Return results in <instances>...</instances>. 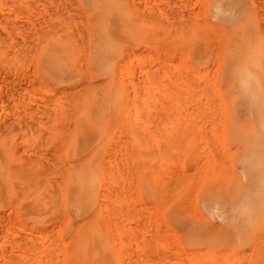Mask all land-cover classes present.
I'll return each mask as SVG.
<instances>
[{
	"label": "rangeland",
	"instance_id": "rangeland-1",
	"mask_svg": "<svg viewBox=\"0 0 264 264\" xmlns=\"http://www.w3.org/2000/svg\"><path fill=\"white\" fill-rule=\"evenodd\" d=\"M263 32L264 0H0V96L16 104L0 122V264H264V110L230 69L257 43L264 52ZM107 49L115 64L101 73ZM90 106L100 122L65 131ZM77 171L94 179L84 215L68 193Z\"/></svg>",
	"mask_w": 264,
	"mask_h": 264
},
{
	"label": "bare ground",
	"instance_id": "bare-ground-1",
	"mask_svg": "<svg viewBox=\"0 0 264 264\" xmlns=\"http://www.w3.org/2000/svg\"><path fill=\"white\" fill-rule=\"evenodd\" d=\"M232 2V1H231ZM124 3V2H123ZM208 4V3H207ZM100 5V4H99ZM44 6H47V5H44ZM98 6V5H97ZM43 8H45V7H43ZM109 10V9H108ZM263 10V9H262ZM213 11V10H212ZM212 11H211V13H212ZM228 11V10H227ZM64 12V11H63ZM133 13V12H132ZM222 13V12H221ZM12 14V13H11ZM14 14V13H13ZM135 14V13H134ZM263 14V13H262ZM100 15H101V13H100ZM117 15V14H116ZM214 15V14H213ZM221 15V14H220ZM38 16V15H37ZM67 16V15H66ZM147 16V15H146ZM149 16V15H148ZM167 16V15H166ZM170 16V15H169ZM39 17V16H38ZM112 17H119V16H114V15H110V14H106L105 12L104 13H102V15H101V18H102V21L104 20H107V19H111ZM150 17V16H149ZM152 17V16H151ZM171 17V16H170ZM224 17V16H223ZM222 17V18H223ZM153 18V17H152ZM60 19V18H59ZM62 19V18H61ZM140 19V18H139ZM170 19V18H169ZM173 20H174V18H173ZM179 20V19H178ZM57 21H59L58 19H57ZM56 20L54 21L55 23L57 22ZM150 21V20H149ZM148 21V22H149ZM155 21V20H154ZM160 21H162V19L160 20ZM180 21V20H179ZM205 21V20H204ZM203 21V22H204ZM41 22H43V21H41ZM100 22V21H99ZM191 22V21H190ZM225 22V21H224ZM263 22V21H262ZM198 23V22H197ZM57 24V23H56ZM165 24H167L166 22H165ZM174 24H175V22H174ZM37 25V24H36ZM181 25V24H180ZM202 24H200V26H201ZM253 25V24H252ZM167 26V25H166ZM182 26V25H181ZM209 26V25H208ZM49 27V26H48ZM68 27V26H67ZM175 27V26H174ZM173 27V28H174ZM183 27H187V26H183ZM204 27H206V26H204ZM188 28H189V26H188ZM187 28V29H188ZM199 28V27H198ZM209 28V27H208ZM252 28V27H251ZM175 29V28H174ZM174 29L172 30L173 32H175V31H177V30H175L174 31ZM202 29H203V26H202ZM178 30H179V28H178ZM190 30V29H189ZM215 30V29H214ZM251 30H253V29H251ZM57 31V30H56ZM182 31V30H181ZM192 31V30H191ZM191 31H190V33H191ZM254 31V30H253ZM183 32H184V30H183ZM183 32H182V34H183ZM187 32V30L185 31V33ZM208 32V31H207ZM250 32H252V31H250ZM170 33H171V31H170ZM264 33V32H263ZM172 34V33H171ZM187 35H188V32L186 33ZM192 34V33H191ZM209 34V33H208ZM179 35H181V34H179ZM186 35V36H187ZM193 35V34H192ZM185 36V35H184ZM217 36V35H216ZM231 36V35H230ZM203 37H204V35H203ZM235 37V36H234ZM237 37H239V36H237ZM187 38V37H186ZM208 38H209V36H208ZM224 38V37H223ZM193 39V38H192ZM207 39V38H206ZM209 39H211V38H209ZM215 39V38H214ZM218 39V38H217ZM226 39V38H225ZM252 39V38H251ZM257 39H259V38H257ZM61 40V39H60ZM213 40V39H212ZM243 40V39H242ZM183 41H184V38H183ZM191 41V40H190ZM208 41V40H207ZM215 41V40H214ZM213 41V42H214ZM225 41V40H224ZM252 41V40H251ZM132 42V41H131ZM195 42V41H194ZM199 42V41H198ZM240 42V41H239ZM177 43V42H176ZM218 43V42H217ZM216 43V44H217ZM241 43V42H240ZM239 43V44H240ZM252 43V42H251ZM151 45V44H150ZM149 45V46H150ZM205 45H207V44H205ZM225 46V45H224ZM173 47V46H172ZM4 48V47H3ZM243 48V47H242ZM56 49V48H55ZM81 49H83V47H81ZM208 49V48H207ZM220 49H221V47H220ZM233 49V48H232ZM245 49H246V47H245ZM6 50V49H5ZM222 50V49H221ZM244 50V49H243ZM247 50H252V49H250L249 47H248V49H246V51ZM0 51H2L1 49H0ZM22 51V50H21ZM245 51V50H244ZM243 51V52H244ZM5 51L3 50V54H6V53H4ZM7 52V51H6ZM201 52H202V50H201ZM215 52V51H214ZM228 52V51H227ZM179 53V52H178ZM183 53V52H182ZM228 53H230V51L228 52ZM18 54V53H17ZM115 54V53H114ZM114 54H113V51L111 50V49H107V50H105V51H102V52H99V56H98V59L96 60V63H97V67L96 68H98V70L101 72V73H106V72H108V71H110V70H113V68H114V64H115V57H114ZM201 54V53H200ZM217 54V53H216ZM223 54V53H222ZM233 54V53H232ZM240 54V53H239ZM13 56L15 55V54H12ZM11 55V56H12ZM95 55V54H94ZM185 55V54H184ZM183 54H182V56H184ZM218 55V54H217ZM230 55V54H229ZM242 55V54H241ZM12 56V57H13ZM231 56V55H230ZM2 57V56H1ZM6 57V56H5ZM8 57H10V56H8ZM7 57V58H8ZM237 57V56H236ZM239 57V56H238ZM14 58V57H13ZM240 58H242V59H240ZM132 59V58H131ZM235 59V58H234ZM10 60V59H9ZM229 60V59H228ZM0 61H2V60H0ZM5 61V60H4ZM17 61V60H16ZM67 61V60H66ZM139 61V60H138ZM180 61V60H179ZM183 61V60H182ZM216 61V60H215ZM224 61V60H223ZM232 61V60H231ZM230 61V62H231ZM165 62V61H164ZM218 61H216V63H217ZM1 64L3 65V62H1ZM6 64H8V63H6ZM82 64V63H81ZM132 64V63H131ZM223 64V63H222ZM226 64H229V63H226ZM232 66H230V69H232L231 71H232V77H231V85L232 86H236L238 89H239V91L241 92V93H245V92H247V91H251L252 92V94H251V98H252V104H251V107L253 108H255V109H258V110H264V52H263V48H262V45L260 44V43H257V46H256V48H253V52L252 51H250L249 52V54H245L244 53V55H243V57H239V59H235V60H233V62H232ZM2 65L0 66V67H2ZM10 65V64H9ZM122 65V64H121ZM213 66V65H212ZM119 67V66H118ZM135 67V66H134ZM167 67V66H166ZM165 67V68H166ZM228 67V66H227ZM122 68V67H121ZM217 68V67H216ZM7 69V68H6ZM15 69V68H14ZM123 69V68H122ZM141 69V68H140ZM2 70V69H1ZM0 70V71H1ZM148 70V69H147ZM162 70V69H161ZM186 70V69H185ZM3 71V70H2ZM10 71H11V69H10ZM83 71V70H82ZM157 71H158V69H157ZM170 71V70H169ZM189 71V70H188ZM207 71V70H206ZM21 72V71H20ZM22 72H24V71H22ZM112 72V71H111ZM118 72H120L121 73V69L118 71ZM144 72V71H143ZM156 72V71H155ZM58 73V72H57ZM63 73H64V70H63ZM117 73V72H116ZM199 73V72H198ZM208 73V72H207ZM112 74V73H111ZM110 74V75H111ZM147 74V73H146ZM186 74V73H185ZM215 74V73H214ZM1 75H3V73L1 74ZM65 76L67 75V73H65L64 74ZM207 75V74H206ZM4 76V75H3ZM20 76V75H19ZM57 76V75H56ZM64 76V77H65ZM202 76H204L203 74H202ZM24 77V76H23ZM61 77V76H60ZM63 77V78H64ZM111 77V76H110ZM164 77H165V75H164ZM194 77V76H193ZM159 78V77H158ZM179 78V77H178ZM66 79H68L67 78V76H66ZM71 79V78H70ZM188 79V78H187ZM190 79H192L191 77H190ZM209 79H211V78H209ZM5 80V79H4ZM112 80V79H111ZM141 80V79H140ZM208 80V79H207ZM24 81V80H23ZM34 81V80H33ZM132 81V80H131ZM143 81V80H142ZM1 82H2V80H1ZM122 82V81H121ZM154 82V81H153ZM6 83V82H5ZM25 83V82H24ZM33 83V82H32ZM110 83H111V81H110ZM159 83V82H158ZM172 83H174V81L172 82ZM4 84V83H3ZM7 84V83H6ZM5 84V85H6ZM22 84V83H21ZM29 84V83H28ZM87 84V83H86ZM121 84V83H120ZM85 85V84H84ZM164 85V84H163ZM4 86V85H3ZM9 86V85H8ZM32 86V85H31ZM86 86V85H85ZM90 86V85H89ZM89 86H87V87H89ZM135 86V85H134ZM144 86V85H143ZM165 86V85H164ZM206 86V85H205ZM2 87V86H1ZM7 87V86H6ZM41 87V86H40ZM81 87H84V86H80V88ZM129 87V86H128ZM141 87V86H140ZM151 87V86H150ZM159 87V86H158ZM86 88V87H85ZM110 88V87H109ZM131 88V87H130ZM136 88H137V86H136ZM148 88H149V86H148ZM162 88V87H161ZM2 89H3V91L2 90H0V91H2V92H4V95H1V96H3V97H5L6 95H8L7 94V90H6V92H5V89L2 87ZM8 89H9V87H8ZM42 89V88H41ZM74 89V88H73ZM82 89V88H81ZM80 89V90H81ZM147 89V88H146ZM153 89V88H152ZM229 89V88H228ZM19 90V89H18ZM78 90H79V88H78ZM79 90V91H80ZM88 90H89V88H88ZM109 90H112V89H109ZM12 91H13V89H12ZM16 91V90H15ZM28 91V90H27ZM116 91V90H115ZM127 91V90H126ZM153 91V90H152ZM216 91V90H215ZM228 91V90H227ZM1 92V93H2ZM9 92V91H8ZM39 92V91H38ZM75 92V90L73 91L72 89H61V90H58L57 92H55L56 93V96L57 97H59V98H63V97H67L68 98V96H71V95H73V93ZM77 92V91H76ZM151 92V91H150ZM174 92V91H173ZM173 92H171L172 94H173ZM203 92V91H202ZM231 92H232V90H231ZM12 93V92H11ZM10 93V94H11ZM17 93V92H16ZM79 93V92H78ZM78 93H76V94H78ZM229 93V92H228ZM6 94V95H5ZM105 94H107V93H105ZM117 94H118V97L120 96V95H122L121 94V92L120 91H117ZM126 94V93H125ZM203 94V93H202ZM210 94V93H209ZM12 95H14V94H12ZM80 95V93L78 94V96ZM89 95V94H88ZM129 95V94H128ZM142 95H143V92H142ZM183 95V94H182ZM204 95V94H203ZM0 96V122H2L3 123V121H6L5 119H6V117H8V116H10L9 114H11V112L10 111H12V107H14L15 105L12 103V102H10V104L12 103L13 105H10L9 103H7L6 101H8L9 102V100L8 99H11V96H10V98H8L7 100H6V98L4 99V100H6V101H4L3 99H2V97ZM33 96H34V94H33ZM123 96V95H122ZM164 96H165V94H164ZM17 97V96H16ZM82 97V96H81ZM83 97H84V95H83ZM89 97V96H88ZM91 97V96H90ZM89 97V98H90ZM106 97V96H105ZM110 97V96H109ZM140 98H141V96H139ZM163 97V96H162ZM212 97H213V95H212ZM19 98H21L20 96H19ZM24 98V97H23ZM39 98H41V97H39ZM38 98V99H39ZM70 98H73V97H70ZM69 98V99H70ZM214 98V97H213ZM25 99V98H24ZM30 99V98H29ZM81 99V98H80ZM133 99V98H132ZM160 99V98H159ZM180 99H182V98H180ZM43 100L45 101V100H48V98L46 97V98H44V96H43ZM49 100H52V99H49ZM68 100V99H67ZM74 100V99H73ZM73 100H69L71 103H72V101ZM169 100V99H168ZM178 100V99H177ZM40 101V100H39ZM65 101V100H64ZM81 101H82V99H81ZM132 101V100H131ZM136 101V100H135ZM190 101H191V98H190ZM197 101H199V100H197ZM5 102V103H4ZM40 102H42V101H40ZM47 102V101H46ZM74 102V101H73ZM130 102V101H129ZM184 102V101H183ZM183 102H182V104H183ZM71 103H69V104H71ZM78 103V101L77 100H75V102L74 103H72L71 105H78L77 104ZM140 103V102H139ZM142 103V102H141ZM155 103V102H154ZM159 103V102H158ZM187 103H189V102H187ZM214 103H215V101H214ZM221 103V102H220ZM29 104H31V103H29ZM38 104V103H37ZM41 104V103H40ZM58 104H60V103H58ZM62 104V103H61ZM79 104H81V103H79ZM147 104V103H146ZM145 104V105H146ZM149 104V103H148ZM171 104V103H170ZM173 105H174V103H172ZM177 104V103H176ZM218 104V103H217ZM33 105V104H32ZM57 105V104H56ZM82 105V104H81ZM116 105V104H115ZM142 105V104H141ZM156 105V104H155ZM181 104H179V106H180ZM207 105H208V103H207ZM197 106H199L200 107V105H197ZM196 106V107H197ZM219 106H220V104H219ZM59 107V106H58ZM74 107V106H73ZM130 107V104H129V106L127 107V108H129ZM142 107V106H141ZM140 107V110L142 109ZM144 107V106H143ZM169 107V106H168ZM190 107H191V105H190ZM198 107V108H199ZM223 107V106H222ZM48 108H50L51 109V107H48ZM47 108V109H48ZM81 108H82V106H81ZM81 108H79L78 110L79 111H76V113L75 114H73V116L71 117V114L73 113V111H72V113H69V115L68 116H70V117H68V119H67V123L65 124V126L67 127L66 128V130L65 131H67V129H68V126H69V124H70V122L72 123H74V124H77V125H79V126H84L83 127V129L86 127V126H89V125H96V124H98L99 122H100V118H99V116H98V110L96 109V107H91L90 106V108H88V109H86V108H84V109H82L81 111H80V109ZM139 108V107H138ZM154 108V107H153ZM182 108V107H181ZM186 108V107H185ZM205 108V107H204ZM260 108V109H259ZM16 110V108H13V110ZM40 109V108H39ZM43 109H45V108H43ZM47 109H46V112H47V116L45 117L46 119L45 120H47V121H49L50 122V120L52 121V122H54V123H56V121H57V119L54 117V113H52L53 111H54V109L53 110H50V109H48V111H47ZM130 109H131V107H130ZM130 109H128L127 110V112L130 110ZM172 109V108H171ZM73 110H74V108H73ZM146 110V109H145ZM202 110V109H201ZM19 111L20 110H18V113H17V115L16 116H18V114L20 115L21 113H19ZM33 111H35V110H33ZM39 111V110H38ZM38 111H36V112H38ZM121 111V110H120ZM132 111V110H131ZM144 111V110H143ZM182 111V110H181ZM180 111V112H181ZM190 111H192L191 109H190ZM198 111H199V109H197V113H198ZM43 112H44V110H43ZM135 113L137 112V111H134ZM155 112V111H154ZM51 114V116H50V114ZM56 113V112H55ZM133 113V112H132ZM141 113V112H140ZM163 113V112H162ZM165 113V112H164ZM221 113V112H220ZM32 114H34L33 112L30 114L31 115V117H32ZM41 114H44V113H41ZM49 114V115H48ZM134 114V113H133ZM192 114V113H191ZM213 114V113H212ZM211 114V115H212ZM217 114V113H216ZM8 115V116H7ZM12 115V114H11ZM40 115V114H39ZM56 115H59V113L58 114H55V116ZM62 115V114H61ZM130 115H131V113H130ZM135 115V114H134ZM137 115V114H136ZM141 115V114H140ZM144 115H146L147 116V113H145ZM167 115V114H166ZM182 115V114H181ZM209 115V114H208ZM36 116H38V115H36ZM54 117V121L52 120L53 119V117ZM194 116V115H193ZM221 116V115H220ZM19 117V119L17 118V120H18V122L16 123L15 121L16 120H14V118L16 119V117H14L13 116V120H14V122L16 123V124H14V126H16V125H18V123L20 122L21 123V121H20V119L22 120V117H21V115L20 116H18ZM21 117V118H20ZM40 117H42V116H40ZM47 117H49V118H47ZM50 117H52V119L50 118ZM60 117V119H61V121L63 120L62 119V116H59ZM59 117H58V121H59ZM64 117V116H63ZM136 117V116H135ZM140 117H142V116H140ZM139 117V118H140ZM151 117H153L154 118V116H151ZM162 117V116H161ZM196 117V116H195ZM211 117H214V116H211ZM217 117V116H216ZM11 118H12V116H11ZM25 117H23V120H25L26 121V119H24ZM134 118V117H133ZM138 118V119H139ZM208 118V117H207ZM40 119V118H39ZM42 119V118H41ZM147 119V118H146ZM163 119V118H162ZM191 119V118H190ZM22 120V121H23ZM69 120V121H68ZM142 120V119H141ZM141 120L139 119V121L141 122ZM145 120V119H144ZM153 120V119H152ZM168 120V119H167ZM166 120V121H167ZM173 120V119H172ZM171 120V121H172ZM188 120H189V118H188ZM187 120V121H188ZM200 120H201V118H200ZM8 121H9V118H8ZM12 121V120H11ZM36 121V120H35ZM102 121V120H101ZM148 121H149V118H148ZM180 121V120H179ZM197 121V120H196ZM218 121H220V120H218ZM7 122V121H6ZM5 122V123H6ZM14 122H11V124L10 123H6V124H2V125H4L5 126V129L7 128V125H8V127H9V124L10 125H13L12 123H14ZM27 122V121H26ZM39 122V121H38ZM68 122H69V124H68ZM121 122V121H120ZM137 122V121H136ZM147 121L145 120V123H146ZM161 122V121H160ZM164 122H165V119H164ZM198 122V121H197ZM221 122H222V120H221ZM28 123V122H27ZM35 124H36V122H34ZM41 123V122H40ZM43 123V122H42ZM62 123V122H61ZM64 123V122H63ZM72 123V124H73ZM144 123V124H145ZM152 123V122H151ZM213 123L215 124V122L213 121ZM68 124V125H67ZM168 124V123H167ZM166 124V125H167ZM221 124V123H220ZM1 125V126H2ZM22 125H24V123L23 124H20V126H22ZM37 125V124H36ZM56 125H57V123H56ZM64 125V124H63ZM147 125V124H146ZM152 125H153V123H152ZM190 125V124H189ZM217 125H218V123H217ZM4 126H2V128L4 127ZM20 126L18 125L17 127H19V129H20ZM26 126H29V124L28 125H26ZM39 126V125H38ZM44 126H48V124L46 125V124H44ZM78 126V127H79ZM118 126H120V125H118ZM133 126V125H132ZM168 126H169V124H168ZM191 126V125H190ZM13 127V126H12ZM22 127H24V126H22ZM59 127V126H58ZM135 127V126H134ZM177 127V126H176ZM16 128V127H15ZM14 128V129H15ZM28 128V127H27ZM48 127H45L44 129H47ZM62 128V129H61ZM61 128H59V129H57V127H56V129L60 132V131H63V128H64V126H62ZM81 128V127H80ZM120 128V127H119ZM147 128H149V126H147ZM178 128V127H177ZM10 129V128H9ZM37 129V128H36ZM40 129V128H39ZM83 129H81V130H83ZM2 130V129H1ZM21 130V129H20ZM133 130L135 131L136 130V128H133L132 129V132H133ZM165 130V129H164ZM45 131V130H44ZM48 131H49V129H48ZM78 131H80V129L78 130ZM4 132H5V130H4ZM47 132V131H46ZM169 132V131H168ZM10 133V132H9ZM64 133V132H63ZM62 133V134H63ZM81 134H82V132H80ZM153 133V132H152ZM155 133V132H154ZM16 134V133H15ZM51 134V133H50ZM97 134V133H96ZM185 134V133H184ZM6 138H7V136L5 135V134H3ZM60 135V134H59ZM71 135V134H70ZM180 135V134H179ZM67 136V135H66ZM143 136V135H142ZM153 136V135H152ZM231 137V136H230ZM2 138V137H1ZM43 138H44V136H43ZM57 138V137H56ZM59 138V137H58ZM146 138H148L147 136H146ZM161 138H162V136H161ZM172 139V138H171ZM90 140H92V139H90ZM95 140V139H94ZM138 140H139V138H138ZM16 142H17V140H15ZM19 141H20V139H19ZM85 141V140H84ZM93 141V140H92ZM157 141V140H156ZM161 141V140H160ZM32 142V141H31ZM42 142V141H41ZM115 142V141H114ZM128 142V141H127ZM164 142V141H163ZM168 142V141H167ZM45 143V142H44ZM116 144H117V142H116ZM115 144V145H116ZM83 146H85V143L83 144ZM64 150V149H63ZM78 150V149H77ZM79 150H80V148H79ZM145 150V149H144ZM48 151V150H47ZM87 151H89V150H87ZM127 151V150H126ZM261 151V150H260ZM79 152V151H78ZM136 152V151H135ZM71 153H73V150H72V152ZM80 153H81V150H80ZM93 153V152H92ZM130 153V152H129ZM30 154V153H29ZM75 154H76V152H75ZM86 153H84V155H85ZM135 154V153H134ZM78 155V154H77ZM83 155V154H82ZM109 155H111V154H109ZM34 156V155H33ZM48 156V155H47ZM62 157V156H61ZM76 157V156H75ZM23 158V157H22ZM29 160V159H28ZM33 159H31V161H32ZM64 160V159H63ZM84 160V159H83ZM116 160H118V159H116ZM27 161V160H26ZM112 161V160H111ZM131 161V160H130ZM3 162V161H2ZM55 162V161H54ZM55 163H57V162H55ZM62 163V162H61ZM61 163H58V164H61ZM66 163V162H65ZM79 163V162H78ZM78 163H76V164H78ZM81 163V162H80ZM79 163V164H80ZM133 163H134V161H133ZM27 164H28V161H27ZM83 164H84V161H83ZM110 164V163H109ZM29 165V164H28ZM30 165H31V163H30ZM48 165V164H47ZM63 165V164H62ZM72 166H74V164H71ZM128 165V164H127ZM26 166V168H27V165H25ZM32 166H33V164H32ZM66 166H68V165H66ZM70 166V165H69ZM78 166V165H77ZM63 167V166H62ZM76 167V166H75ZM105 167V166H104ZM128 167V166H127ZM47 168V167H46ZM58 168V167H57ZM56 168V169H57ZM228 168V167H227ZM22 169V168H21ZM20 169V170H21ZM25 168H23V170H24ZM48 170L50 169V167L49 168H47ZM46 169V170H47ZM66 169V168H65ZM71 169H72V167H71ZM48 170H47V172H48ZM78 170V169H77ZM124 170V169H123ZM229 170V169H228ZM26 171V170H25ZM45 171V170H44ZM66 171V170H65ZM120 171V170H119ZM122 171V170H121ZM120 171V172H121ZM230 171V170H229ZM78 172V171H77ZM112 173H113V171H111ZM6 173V172H5ZM22 173H24V172H22ZM50 173V172H49ZM58 173H60L59 171H58ZM75 173V172H74ZM80 171L77 173V174H75V176H74V178L72 179V181H71V183L69 184L68 183V185L67 186H70V190L69 189H67V190H69V195L71 194L72 195V197L73 198H71L70 200L74 203H72L71 201V203H72V205H74L75 207H76V209L79 211V212H82L83 213V215H84V212H85V214H87L86 212H88V211H90L91 209H93V199H94V193H93V190L94 189H92V188H94V187H91L92 185H93V182H94V179H93V177L91 176V175H89V176H81L80 174ZM96 173V172H95ZM107 173H109L108 171H107ZM107 173H106V175H107ZM51 174V173H50ZM54 174V173H53ZM62 174V173H61ZM65 174V173H64ZM32 175V174H31ZM108 175H110V174H108ZM119 175V174H118ZM33 176V175H32ZM31 176V177H32ZM42 176V175H41ZM49 176V175H48ZM60 176V175H59ZM62 176V175H61ZM60 176V177H61ZM66 176V175H65ZM117 176V175H116ZM43 177V176H42ZM51 176H49V177H47V178H50ZM55 177H58L57 175L55 176ZM95 177V176H94ZM108 177V176H107ZM59 178V177H58ZM63 178H64V176H63ZM71 179H69V182H70V180ZM109 179V178H108ZM108 179H107V181H108ZM127 179H128V177H127ZM3 180V179H2ZM64 180V179H63ZM110 180V179H109ZM123 180V179H122ZM125 180H126V178H125ZM129 180V179H128ZM127 180V181H128ZM51 181V180H50ZM58 181V180H57ZM56 181V182H57ZM61 181V180H60ZM97 181V180H96ZM41 182H42V180H41ZM55 182V181H54ZM63 182V181H62ZM61 182V183H62ZM122 182V181H121ZM126 182V181H125ZM29 183V182H28ZM42 184V183H41ZM54 184V183H53ZM63 184V183H62ZM109 184H111V183H109ZM119 184V186L121 185L120 183H118ZM52 185V184H51ZM94 186H95V183H94ZM116 186V185H115ZM2 187V186H1ZM63 187V186H62ZM107 187V186H106ZM118 187V186H117ZM27 188V187H26ZM28 188H29V190L31 191V192H33V188L34 189H36L35 187H33V183H29V186H28ZM54 188H55V186H53V191H54ZM69 188V187H68ZM107 188H109V187H107ZM59 189V188H58ZM62 189V188H61ZM109 189H111V188H109ZM3 190V189H2ZM2 190H0V191H2ZM29 190H26V191H28L29 192ZM60 190V189H59ZM49 191H50V189H49ZM56 191V190H55ZM54 191V192H55ZM64 191V190H63ZM106 191V190H105ZM128 191V190H127ZM5 192V191H4ZM4 192H0L1 194H3L4 195ZM30 192V193H31ZM36 192V191H35ZM34 192V193H35ZM58 192V191H57ZM56 192V193H57ZM18 193V192H17ZM37 193V192H36ZM44 193V192H43ZM61 193H62V191H61ZM64 193H66V191L64 192ZM33 194V193H32ZM102 194V193H101ZM7 195H9V194H7ZM110 195V194H109ZM129 195V194H128ZM31 196V195H30ZM96 196V195H95ZM103 196V195H102ZM120 196V195H119ZM118 196V197H119ZM41 197V196H40ZM40 197H39V199H40ZM44 197V196H43ZM53 197H55V198H53V199H56V197H57V195H55V196H53ZM70 197V196H69ZM6 198V197H5ZM33 198V197H32ZM67 198H68V195H67ZM46 199V198H45ZM48 199V198H47ZM50 199V198H49ZM25 200V199H24ZM40 200H42V197H41V199ZM63 199H61V201H62ZM101 202H102V198H100L99 199ZM125 200V199H124ZM94 201H95V199H94ZM55 202H56V200H55ZM100 202V203H101ZM116 202V201H115ZM99 203V204H100ZM95 204V203H94ZM41 205V204H40ZM112 205V204H111ZM130 205V204H129ZM128 205V206H129ZM36 206V205H35ZM58 206H59V202H58ZM73 206V207H74ZM102 205L100 204V206L99 207H101ZM106 207V206H105ZM114 207V206H113ZM125 207V206H124ZM36 208V207H35ZM108 208V207H107ZM123 208V207H122ZM96 209V208H95ZM101 209V208H100ZM50 211V210H49ZM97 212H98V210H97ZM97 212H95V213H97ZM10 213H12V211L10 212ZM94 214V213H93ZM95 215V214H94ZM10 216V215H9ZM38 216V215H37ZM97 216V215H96ZM91 218H93V215H92V217H90L89 219L91 220ZM89 219H88V222H89ZM94 219V218H93ZM106 219V218H105ZM128 219V218H127ZM3 220V219H2ZM4 221V220H3ZM61 221V220H60ZM87 221V220H86ZM107 221H108V219H107ZM131 221V220H130ZM87 222V223H88ZM99 222V221H98ZM113 222H115V221H113ZM108 223V222H107ZM123 224V223H122ZM129 224V223H128ZM62 225V224H61ZM60 225V226H61ZM81 225V224H80ZM131 225V224H130ZM13 226V225H12ZM106 226H108V224H106ZM91 227V226H90ZM55 228V227H54ZM129 228V227H128ZM58 229V228H57ZM56 229V230H57ZM5 230V229H4ZM129 230V229H128ZM131 231V230H130ZM119 232V231H118ZM132 232H133V230H132ZM42 233V232H41ZM44 233V232H43ZM115 233V232H114ZM117 233V232H116ZM2 235V234H1ZM115 235V234H114ZM113 235V236H114ZM7 236V235H6ZM41 236V235H40ZM259 236V235H258ZM8 237V236H7ZM7 237H5V238H7ZM13 237V236H12ZM45 237V236H44ZM131 237V236H130ZM261 237V236H260ZM20 238V237H19ZM114 238V237H113ZM249 238V237H248ZM25 239V238H24ZM49 239V238H48ZM53 239H54V237H53ZM69 239V238H68ZM86 239V238H85ZM117 239V238H116ZM3 240V239H2ZM70 240V239H69ZM87 240V239H86ZM42 241H43V238H42ZM47 241V240H46ZM45 241V242H46ZM87 241H90L89 239L87 240ZM147 241H148V239H147ZM29 242V241H28ZM68 242H70V241H68ZM86 242V241H85ZM96 242V241H95ZM128 242V241H127ZM4 243V242H3ZM50 243H51V241H50ZM59 243V242H58ZM99 243V242H98ZM98 243H97V245H98ZM103 243H101V245H102ZM7 245V244H6ZM68 245V244H67ZM100 245V246H101ZM2 246V245H1ZM13 247V246H12ZM58 247V246H57ZM25 248H26V246H25ZM28 248V247H27ZM56 248V247H55ZM76 248V247H75ZM81 248V247H80ZM127 248V247H126ZM18 249V248H17ZM22 249V248H21ZM39 249V248H38ZM41 249V248H40ZM74 249V248H73ZM119 249V248H118ZM221 249V248H220ZM252 249V248H251ZM50 250V249H49ZM18 251V250H17ZM42 251V250H41ZM74 251H75V249H74ZM97 251V250H96ZM125 251V250H124ZM70 252H72V251H70ZM174 252H175V250H174ZM177 252V251H176ZM1 253H3V252H1ZM26 253V252H25ZM24 253V254H25ZM97 253H99V252H97ZM185 253V252H184ZM196 253V252H195ZM208 253H210V252H208ZM222 253H224V252H222ZM59 254V253H58ZM70 254V253H69ZM72 254V253H71ZM177 254H179V253H177ZM219 254H220V252H219ZM241 254V253H240ZM4 255V254H3ZM7 255V254H6ZM93 255H95V254H93ZM196 255V254H195ZM199 255V254H198ZM209 255V254H208ZM214 255H215V253H214V251L212 252V255L211 256H213V258H215L214 257ZM216 255H217V252H216ZM224 255V254H223ZM244 255H246V254H244ZM59 256H61V255H59ZM96 256V255H95ZM129 256V255H128ZM194 256V255H193ZM237 256V255H236ZM243 256V255H242ZM78 258V257H77ZM95 258V257H94ZM99 258V257H98ZM129 258H130V256H129ZM194 258V257H193ZM208 258V257H207ZM219 258H220V256H219ZM227 258V257H226ZM50 259V258H49ZM60 259V258H59ZM173 259V258H172ZM176 259V258H175ZM186 259V258H185ZM184 259V260H185ZM243 259V258H242ZM1 260V259H0ZM37 260V259H36ZM93 260V259H92ZM109 260H111V259H109ZM108 260V261H109ZM177 260V259H176ZM183 260V261H184ZM237 260H238V258H237ZM241 260V259H240ZM38 261H40V260H38ZM106 261V260H105ZM129 261V260H128ZM212 261V260H211ZM210 261V262H211ZM254 261V260H253ZM252 261V262H253ZM10 262V261H9ZM17 262V261H16ZM57 262V261H56ZM213 262V261H212ZM215 262V261H214ZM15 263V262H14ZM13 263V264H14ZM58 263V262H57ZM105 263V262H104ZM130 263V262H129ZM216 263H219V262H216ZM229 263V262H228ZM40 264V263H39ZM93 264H95V263H93ZM123 264V263H122ZM155 264V263H154ZM197 264V263H196ZM244 264V263H243Z\"/></svg>",
	"mask_w": 264,
	"mask_h": 264
}]
</instances>
